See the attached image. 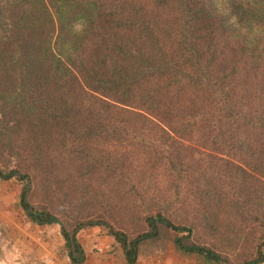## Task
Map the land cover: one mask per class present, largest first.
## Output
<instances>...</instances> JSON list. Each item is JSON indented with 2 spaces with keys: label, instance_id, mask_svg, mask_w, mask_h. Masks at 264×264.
<instances>
[{
  "label": "trees",
  "instance_id": "obj_1",
  "mask_svg": "<svg viewBox=\"0 0 264 264\" xmlns=\"http://www.w3.org/2000/svg\"><path fill=\"white\" fill-rule=\"evenodd\" d=\"M0 1V157L14 158L12 168L0 167V177L22 180L20 205L34 222L58 224L71 262L83 259L75 234L85 224L108 226L129 263L138 243L156 234V223L191 231L163 215L164 208L146 215L148 228L130 238L104 219L79 220L68 229L55 211L30 202L34 185L49 200L54 184L69 178L80 185L86 171L82 192L92 182L116 185L125 176L126 151L111 155L102 145L117 128L126 136L143 125L150 133L147 149L131 155L140 161L135 178L145 180V187L163 173L161 181L184 188L210 163L217 173L242 171L243 194L237 193L233 208L254 212L264 182L251 171L264 177V169L248 160L247 168H239L222 154L239 155L243 139L231 130L241 126L259 128L256 139L264 141V0ZM255 23L260 30L251 33ZM105 40L108 55L100 49ZM79 95L88 107L77 101ZM20 134L27 138L16 144ZM72 159L75 164L68 165ZM218 187L216 193L189 191L215 203L222 196ZM173 240L183 250L225 260L210 247L183 242L181 235ZM261 259L258 247L256 257L239 264Z\"/></svg>",
  "mask_w": 264,
  "mask_h": 264
},
{
  "label": "rangeland",
  "instance_id": "obj_2",
  "mask_svg": "<svg viewBox=\"0 0 264 264\" xmlns=\"http://www.w3.org/2000/svg\"><path fill=\"white\" fill-rule=\"evenodd\" d=\"M78 25L77 20L73 22L74 27H78ZM253 27L255 28L251 33L260 30L256 23ZM262 27L264 28V24ZM53 40L54 36L51 38V41ZM110 47L105 40L100 46L101 52L108 55ZM91 58L93 59L92 56ZM109 59L114 60V56L112 55ZM23 87H25V83H23ZM36 92L35 88L34 93ZM257 98L260 100L259 96ZM77 101H81L85 107H88V101L84 100L82 96H77ZM77 105L79 106V104ZM28 121L29 119L26 122ZM26 122L23 121V124ZM19 126L21 125L19 124ZM236 126L239 128L240 124ZM258 130L249 125L241 126L238 130H231V134L240 135L243 139L240 153L236 158L226 154H222V156L233 160L235 164L239 165V168H247L245 161L248 160L246 162L256 163V169H264V141L260 142L259 139H256ZM166 131L173 135L169 129ZM121 132V128L112 131L111 136L113 135V137L102 145L106 151H110L111 155H120L121 150L126 151L125 159H122V164L126 167L125 176L120 178L116 185L103 188L100 184L96 185L92 182L87 190L82 192L80 186L81 182L84 183L87 180L85 176L88 171H86L87 173H81L79 177L80 185L75 180L72 181L77 187L76 189L73 184L69 183V178L62 183L54 184L52 192L49 193V200H46L41 193L40 184L34 185L33 190H30V202L38 208L55 211L68 229L79 220L104 219L112 228L125 232L130 238L148 228L145 220L146 215H153L157 211H161L162 208H164V210L162 209L163 215H167L173 222L184 223L191 227L190 233L186 234L185 231H175L162 223H156V234L138 243L135 260L132 263H128L121 255L125 264H239L256 257L258 247L261 250L262 259L255 264H264V243L261 244L264 240L263 190H260L261 194L253 201V213L238 212L233 207L237 203V193L243 194L238 180L240 175L243 176L242 171L237 170L236 174L219 173V171L217 173L213 166L210 167V163L209 168L206 167L199 174L194 175L189 184L188 179L185 180L184 188H182V183H180V187H177L165 183V180L161 181L164 178L163 173L155 180L156 184L153 183L151 186L145 187V180L139 183L135 178L136 168H139L140 161L133 160L131 155H134L135 149L138 152L147 149L144 143L150 133L143 125L134 132L130 131L126 136ZM34 135L31 134L32 137ZM26 138L27 136L20 134L16 144L19 140L23 143ZM174 138L179 139L177 135ZM130 143H134L132 147ZM246 153H251L252 157L247 159V156L241 155ZM259 153H262V157L257 156ZM8 156V158L0 157V167L4 171L14 166V158L11 155ZM257 158L258 161L261 160L259 164ZM71 162L75 164L72 159L68 165ZM157 169L160 171L159 168ZM163 172L167 173L166 169ZM261 172L251 171L254 176L264 182ZM145 174L147 173L145 172ZM243 178L248 179L246 175ZM111 179L113 178H110L109 181ZM255 179L253 178V181ZM22 183V180L17 179L15 175L7 178L0 177V259L7 253L9 257L12 255L13 260L17 259L16 256L14 257L15 253L21 256V260L26 257L28 259L33 244L38 246L40 244L41 248L50 246L55 253L62 250L63 237L58 224L36 223L26 215L20 205L19 193L23 188ZM218 186L222 187V196H218L215 203L212 202V198L208 201H199V198L196 199V196L192 194L197 188L195 192L198 194L205 192V189L207 191L213 189L216 193ZM190 188L192 193L189 191ZM233 200H236L234 204ZM231 211L237 213L234 214ZM86 225L88 224L83 226ZM99 225L111 235L108 226ZM175 235H181V239L185 243H200L210 247L225 260L220 259L217 262L200 253L183 250L175 244L173 240ZM110 246L105 250V253H109L117 260L123 250L113 236ZM92 249L96 250L97 246H93ZM20 258L18 257V260Z\"/></svg>",
  "mask_w": 264,
  "mask_h": 264
},
{
  "label": "crops",
  "instance_id": "obj_3",
  "mask_svg": "<svg viewBox=\"0 0 264 264\" xmlns=\"http://www.w3.org/2000/svg\"><path fill=\"white\" fill-rule=\"evenodd\" d=\"M75 235L83 250L81 262L74 263L68 259L63 239L61 244L62 250L58 251V253H55L50 246H42L41 248L40 244L39 246L33 244L28 259L26 257L24 260H21V256L15 253L14 257L16 256L17 259L13 260L12 255L9 257L7 253L0 259V264H125L123 251L117 260L113 256L111 257L109 253H105V250L111 247L112 236L101 225L93 223L92 225L82 226L77 229V234ZM93 246H97L98 250H93ZM18 257L20 260H18Z\"/></svg>",
  "mask_w": 264,
  "mask_h": 264
}]
</instances>
